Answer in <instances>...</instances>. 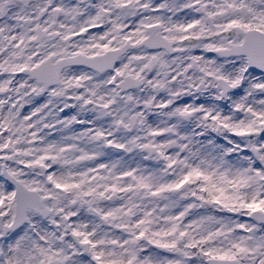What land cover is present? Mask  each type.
<instances>
[{"label": "snow or ice", "instance_id": "snow-or-ice-1", "mask_svg": "<svg viewBox=\"0 0 264 264\" xmlns=\"http://www.w3.org/2000/svg\"><path fill=\"white\" fill-rule=\"evenodd\" d=\"M0 264H264V0H0Z\"/></svg>", "mask_w": 264, "mask_h": 264}]
</instances>
